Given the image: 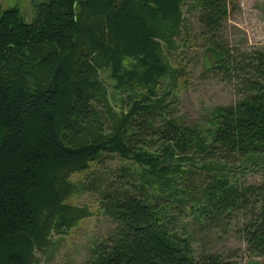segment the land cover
<instances>
[{
	"label": "trees",
	"instance_id": "obj_1",
	"mask_svg": "<svg viewBox=\"0 0 264 264\" xmlns=\"http://www.w3.org/2000/svg\"><path fill=\"white\" fill-rule=\"evenodd\" d=\"M183 5L198 11L204 55L238 93L234 103L214 107L207 128L168 114L169 92L158 90L163 78L178 73L169 70L163 49L175 47ZM228 5L42 0L29 22L16 7L0 8V264H38L37 252L52 246L53 232L88 216L86 206L66 202L76 190L70 177L112 154L136 164L141 191L110 195L118 231L95 244L90 264H233L214 254L196 259L166 211L143 193L147 188L205 218L225 217L251 200L240 235L264 264V50L232 52L225 40ZM115 94L118 112L109 99ZM149 138L159 152L144 147ZM236 158L258 161V184L234 182Z\"/></svg>",
	"mask_w": 264,
	"mask_h": 264
},
{
	"label": "rangeland",
	"instance_id": "obj_2",
	"mask_svg": "<svg viewBox=\"0 0 264 264\" xmlns=\"http://www.w3.org/2000/svg\"><path fill=\"white\" fill-rule=\"evenodd\" d=\"M42 0H0V8L16 7L22 18L29 22L34 15V5ZM228 21L225 40L235 54L253 49L264 50V0H228ZM183 28L176 38L173 49H163L169 70L177 74L167 75L159 84V92L168 90L165 96L167 113L179 122L209 126V118L215 106L228 105L238 99L235 83L223 72L212 67L210 57L204 55V42L199 32L198 11L182 6ZM213 68V70H211ZM108 84L112 82L106 73H101ZM120 95L109 97L116 112L121 110ZM155 138V137H153ZM149 151L159 152L156 139H145ZM236 158L231 162L230 175L240 187L256 185L262 174L258 161H243ZM243 160V159H242ZM197 163L199 159H196ZM168 162H176L168 159ZM178 162V161H177ZM184 169L190 166L182 161ZM136 164L129 158L112 154L102 156L90 163L88 169L76 172L70 179L76 190L68 197L67 203L86 206L89 215L79 220L67 232H53L52 246L46 253L37 252L38 264H90L91 252L97 243H107L118 231L117 221L109 212L110 195L119 196L126 191L139 195V184L132 174ZM128 169V170H127ZM196 179L186 174L183 178ZM189 180V183L191 181ZM143 193L169 215L167 221L181 237L189 241V249L198 259L208 254L217 255L233 264H262V259L251 256L240 235V228L249 219L253 210L251 200L243 202L239 209L229 215L205 218L191 215L189 211L174 208L171 199L156 189L147 188Z\"/></svg>",
	"mask_w": 264,
	"mask_h": 264
}]
</instances>
